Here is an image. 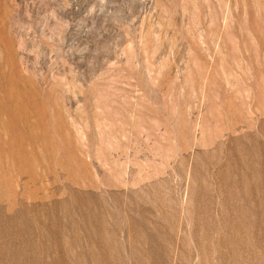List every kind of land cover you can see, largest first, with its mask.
I'll use <instances>...</instances> for the list:
<instances>
[{
	"label": "rangeland",
	"instance_id": "374dc122",
	"mask_svg": "<svg viewBox=\"0 0 264 264\" xmlns=\"http://www.w3.org/2000/svg\"><path fill=\"white\" fill-rule=\"evenodd\" d=\"M0 264H264V0H0Z\"/></svg>",
	"mask_w": 264,
	"mask_h": 264
}]
</instances>
